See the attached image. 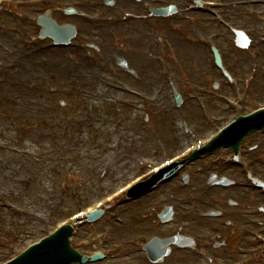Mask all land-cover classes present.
Masks as SVG:
<instances>
[{
    "label": "rangeland",
    "instance_id": "374dc122",
    "mask_svg": "<svg viewBox=\"0 0 264 264\" xmlns=\"http://www.w3.org/2000/svg\"><path fill=\"white\" fill-rule=\"evenodd\" d=\"M68 1L70 2L72 0H68ZM68 1L61 0L59 1L60 5H51V7L52 9H56V10L59 9L57 11H59L60 13V11H62V8H63L61 6H64L65 2H68ZM226 1H231V0H226ZM48 3L54 4L52 2H48ZM117 8L118 7L112 8L110 10V13H117ZM260 11H262V9H260ZM59 13H56V15L54 13L51 16L55 18L56 21L57 19L58 21H62V22L71 21L66 18H61ZM237 17L242 20L245 19L241 15L234 16L233 20L237 24H244L247 22V21L239 22L240 19L236 20ZM190 19L192 21L189 20L187 22H184L183 24L184 25L192 24L193 22H195L196 16L192 15ZM177 22L178 21L171 22L168 20L167 21L161 20L157 22V24L155 25L156 26H158L159 24L165 25L166 26L165 30L167 31V33H169V35L171 34L173 35V37L177 36L178 38H180L181 36L182 38L181 42L183 41L182 43H185L188 37L190 42L186 44L191 47H195V46L198 47V45L194 43L195 42L194 39L197 38L198 34L205 36L206 34L212 32V22H210L211 26L209 29L201 30L200 28L197 27L198 25L193 23V25L195 26L191 27V29H188L185 32H183L179 26L176 30H170L169 26ZM259 24L260 23L258 21H255L254 24H251V25L254 26V25H259ZM33 29H34V26H32L28 31L33 32L32 31ZM108 29L109 27L106 30ZM147 30L151 31L152 27H148ZM260 30H261V35H263L264 28ZM181 32L182 34H179ZM92 35H95V34L92 33ZM12 36H15V34L14 35L9 34L6 37H3V35L2 36L0 35V39L6 46L14 48V44L10 42L11 39H15ZM109 41L111 44H113L114 47L120 43V42H116V40L114 39L113 41L109 39ZM35 42L37 43V45L34 44V46L35 48L37 46V50L39 52L37 53L38 54L37 56H34L35 58L26 60L27 63L22 72L24 75H13L11 78L12 84H9L8 81L5 84H0V101H1L0 103V125L10 127V128H13L16 125L23 126V131L18 133L19 137L23 139V141L21 142L22 145L20 143L15 142L16 135L14 134H16L17 132L14 133L12 130H11V133H7V134H5L4 132H0L1 148L3 147L1 143L4 140L8 142V144L5 145L6 147L5 152L7 155H8L7 153L8 149L10 150L17 149L20 153H22L24 149L31 148V149H34V152H35L34 146L36 145L43 146L49 149L51 145L49 143H51V141H53V144L54 143L62 144L63 142H65V140H58L55 138V134H57L56 132L58 131L57 128L63 126L61 122L62 117L72 115L73 111H76L81 106H83L84 103H82L81 101L80 102L76 101L78 98H82V91H93V89H95L94 85L85 84L84 82L77 80V78L73 75L75 73L74 72L75 68L70 69V72H69V71H66V69L68 68L65 69V67L60 65V64H64L63 63L64 61H67V62L71 61L70 58L74 57L72 51L70 50L69 51H50V52L43 53V51H40L41 49L39 46L40 45L39 42L38 41H35ZM43 42L45 43L46 41H43ZM218 42L220 43V41ZM223 42L224 41H221L220 43L221 47L222 45L224 46ZM26 49H27L26 47H23V50H26ZM227 49L229 50L225 51V53L227 52L229 53L227 54L228 57L230 56L232 57L236 54L234 50H231L230 48H227ZM140 50L141 52L145 51V49H140ZM201 50L202 52H204L203 49ZM250 50L251 49L246 50L248 51L246 52L248 56V58L246 56V61L248 62V65H249L250 55H251ZM262 50L263 48H261L260 51ZM141 57H142V54H141ZM57 58H59V63H56V64L50 63L52 67L51 68L50 65L48 64V61L49 60L55 61ZM204 58H205L204 61H205L206 68L213 70L214 72L213 74L215 75L216 80H219L215 70L210 67V64L207 63V61H209V58L206 57L205 54H204ZM39 61L41 63H38ZM142 61H143V70H145L144 66H147L149 63H153L154 70L156 72V77L159 78L158 68L157 66H155V63L153 62V60H149L146 57H142ZM55 65L59 67L53 68V66ZM230 65H231V70L233 71V73L239 74L241 72L240 69H244L245 63L236 61L235 64L233 65L230 62ZM188 68L190 67L188 66ZM80 69L82 71L83 78H85L86 74L84 75V73L86 70H84L83 68H80ZM31 75L39 76V79L41 78L44 79L43 84L45 83L44 84L45 91H42L40 93H36V92L29 93L28 92L29 90L26 89V86H21V87L17 86L16 83L17 82L19 83L20 78H21L20 81L24 82L26 80H29V77ZM94 76L97 78L102 77L101 73L98 71L97 73H95ZM95 82L99 84L96 80ZM137 86H142V84H137ZM147 87H148V91L151 92L153 90L151 88V85ZM51 89H58L59 91L58 93H51ZM33 101H36L35 103L44 101L43 103L46 104L47 109L44 106L39 107V106L32 104L31 102ZM61 102H64L65 104L64 107L63 105H60ZM217 102L221 103L220 101H217ZM256 102L263 103L264 99H256ZM8 105L10 106V111H11L10 115H8L7 112L5 111V108H8ZM132 106L133 104L123 106V109H119L117 107V108H114V110L112 109V111L108 110L107 116L109 117V122L112 123V120L117 121L118 119H122V118L125 121H129V120L132 121V119L134 120L133 117H131L130 115H127L128 114L127 110L132 108ZM194 107L196 109V106ZM15 111L17 112L19 111V112L13 113ZM33 111H35L36 114H34ZM32 114L34 115L32 116ZM31 117H34L33 121L30 120ZM52 118L54 119L51 120ZM38 120H40L41 123L43 120L54 121L53 123H51L52 126H45L42 128H38V130L39 131L41 130L40 132H42V136H39V137L36 134H34V131L32 128L28 127L29 126L28 124L30 125L37 124ZM125 124L123 121L118 122V125L123 126V128L128 127ZM92 126H93V123H87L86 131L87 132H90V130L93 131L94 127ZM130 128L132 127L129 126V129ZM115 130H116L115 132L120 131V129H115ZM91 134L93 135V132ZM96 135H102V136H96ZM152 135L153 133L151 134V136ZM81 136L83 137L84 141L87 140V136L85 132H82ZM193 136L197 138H201L203 135L200 133H194ZM91 138H92L91 144L85 149V151L76 152L78 147H81L84 150V147L79 146V143H77L75 145L76 149L74 151V154L70 155V158L66 161L64 160L65 155L70 154V153L66 149H62V147L59 150L55 151L57 152L56 154H53V155L50 154L46 158L37 159V161L28 160L24 156L23 158H25L26 160H21L19 156H15L14 154H11V153L8 156L4 157V155H2V151H0V164H1L2 170L4 171L3 172L0 169V177L2 178V180L9 179L8 183H6L5 186L8 188L6 189L10 193V196H11L10 198H12L13 201L20 206L28 207L36 212L42 213L43 217L48 216L49 220L51 221L50 223H52L53 225L59 220L65 218L67 215L80 210L81 208L107 195V193L109 194V192H112L116 188L118 189L119 187H121V185L125 181H128V179H130L134 175L135 159L137 160V158L150 156L144 148L139 147L135 143L134 136H132L131 142H128L127 140L128 138H125L124 136L119 138L117 137V135H112L111 137L108 138L103 134H95L94 136H91ZM96 139L98 140V142H101V144H103L102 147L105 148V150L107 149L108 146L111 150H115V151L118 150V152L121 153L123 157L121 158V160H119V162L125 161V160L130 162L131 170L129 174L118 175V177H115L114 174L111 172L112 169L115 167V162L111 158H107L106 160L105 159L98 160L96 157H94L91 160L90 158L91 150L94 146ZM189 139H191V137H189ZM104 140L106 141V145H104ZM256 140H259V139H256ZM115 141H116V144H118L117 141L119 142L121 141L119 145L120 147L119 149L117 148L115 149V143H114ZM158 141H162L164 143L165 140L161 139ZM15 144L19 146L18 147L13 146ZM33 144H36V145H33ZM176 148H177L176 146L169 148L167 151L169 152L168 154L170 155L174 154V152H171V151H174ZM54 155H58V160H53ZM89 161L91 163L90 167H88ZM12 162L16 163V166H17L16 169L12 167ZM52 163L57 164L56 166V169L58 168L57 171L54 169V167H52L51 165ZM74 163L79 164L80 170L79 168H77V166ZM107 164L110 165L109 168L106 166ZM27 165H31L36 168L35 173H34L35 176L40 175L37 178L39 182L34 183V187L30 189V191H26L25 190L26 187L25 186L23 187L20 184L24 179H31V177L27 178L26 176L27 173L24 172ZM83 165L84 166L87 165V167L84 168ZM213 165H216V163L213 161H210V163H207L205 166H203V168H208ZM258 165L260 166V164ZM38 171L40 174H38ZM207 174H210V173H207ZM201 178H204L205 181L207 180L206 176H202ZM24 190L26 191L25 194H24ZM177 192L182 194L186 191L178 190ZM36 195H41V200H39ZM176 197H177V193L172 192L171 195L168 197L167 204L175 205L176 203H178L175 200ZM220 197L227 198L226 200H229V201H226L228 207H230L231 205L230 200L232 201V203L235 204V206H232L233 208L232 210H234V212L232 213V216L237 215V210L249 209L253 207V205L258 204V203H250L249 205L242 206L236 202V199H234L233 195H227V196L222 195ZM148 201L141 202L140 205H143ZM137 208L138 206H135V204H133L131 207L127 209V211L123 212V217L128 223V227L130 228V231L128 233L122 232L121 234H118L116 233V230L113 231L111 229L112 232L109 233L111 235V238H110V241H107V242L110 243L112 239L116 238L115 242L118 241L119 243H121V242H124L123 240L125 239H131L135 237L137 233L143 234V235L152 234L151 232L152 229L151 230L147 228L141 229L140 225L141 223L144 224L143 221H146V219H152L154 220L153 222L156 224L158 222L157 214L159 212V209L153 211L152 216L140 219L138 216H136V214L135 215L133 214L134 211L137 210ZM121 209L122 208H120L119 210ZM201 209H205V208L202 207ZM118 215H120V213L118 212L116 213V209L109 210V212L107 213V216H105L103 221L100 222L99 224H94L92 226L88 225V227L82 226L81 229H79L77 235H75L76 236L75 239L73 240L74 247L82 254H90V252L93 249H96L95 239L102 238V236L100 235L102 233L101 230L112 228L110 226L111 224L109 223H112V222L115 223V221H111V219L114 220V218L117 217ZM177 218L178 217L176 216L174 221H176L177 224H180L181 227L183 226L185 228V233L187 234L189 233L197 234L201 230H205V229L212 231V232H216L218 230L217 227L216 228L214 227V224L192 222V220L187 219V218L182 219L184 222L181 221L180 223H178L179 219ZM135 219H136V222H135ZM7 221H12L14 225L12 227L7 226L4 228V224ZM32 222L34 221L31 219H27V218L25 219V218H19L16 216H12L10 215V212L8 211L2 212L0 215V251L1 253L3 250L8 251L11 248H17L23 242H28L30 240H34L35 238H37L40 235V233L31 234L30 232V230H33L35 226ZM188 224H190L191 226H189ZM172 226H175V224H173ZM26 229H28L29 231L28 230L26 231ZM235 230L237 229L234 228L233 231ZM42 232L44 231L42 230ZM235 238L238 239L237 242H242L244 240L242 239L244 238V235L241 232V230H238V234L235 235ZM232 247H233V241L231 242L230 240H228L226 243L223 244V246H219L218 251H211L212 249H210V251L213 257L220 258L221 260L226 261V262H234L236 261V259L231 254L233 253ZM125 251L132 252L131 253L133 254L132 257L135 260L134 258L135 246L133 248H127ZM186 254L188 253L176 252L174 255H171V257L174 256V258L172 259V261L170 260V263L171 264H205L203 263V261H201L198 258H195L196 261L188 260V258H186L187 256ZM118 259L119 258H117L116 256H112L111 259H109L104 264H121V262L123 264L124 262H126L123 259H119V260ZM128 261L133 263L132 260H128Z\"/></svg>",
    "mask_w": 264,
    "mask_h": 264
},
{
    "label": "bare ground",
    "instance_id": "6f19581e",
    "mask_svg": "<svg viewBox=\"0 0 264 264\" xmlns=\"http://www.w3.org/2000/svg\"><path fill=\"white\" fill-rule=\"evenodd\" d=\"M196 23H198L200 28H204L206 26H209V24H210L208 18L204 17V16H200ZM110 52H112V51L108 50L107 54H109ZM183 55H186V54H183ZM196 56H200V54H197ZM200 60H201V57H200ZM50 63H53V64L59 63V58H57L55 61L49 60L48 64H50ZM200 63H198L199 64V70L200 71H204V73H207L206 69ZM62 65L64 67H67V64H62ZM75 73H76V76H77L78 79L84 80V78H82L78 72H75ZM148 77H149L150 82L155 80V76L149 75ZM257 87L261 88L262 86L259 83H256V84L253 85V87H252V96H254V97H256L255 91H256ZM259 92H260V96L264 97L263 90H260ZM19 99H21V98H19ZM166 101H167V97H163L161 103L158 105V110H160V111L163 110V106H164V103ZM210 105L212 106V108L215 111H218V110H221V109H225L224 106H222L221 104H217V103H215L212 100H211V104ZM8 108H10V107H8ZM189 108H190L192 123H193V126L195 127V129L198 130V131H202L201 128L208 127L209 124H207V122L203 121L202 119L199 118V116H197L198 114H196V111L193 109V107L191 105H189ZM131 115L135 117L136 114H135V112L134 113L132 112ZM173 115H174L173 113L169 114V116L171 118H173ZM105 127L106 126L103 125V129H105L106 133H108L111 130V128L108 129V127H106V128ZM133 129H131L129 131L124 130V132H123L124 137L128 138L127 139L128 142H131L132 136H134V139H135V131H132ZM175 130H176L175 125L172 128H166L165 123L162 120H160L159 123H158V127H157V134L159 135V137H163L167 141H172L174 138H172L171 135L175 132ZM96 136H102V135H96ZM153 151L156 152L154 149H153ZM94 157H96L98 160L99 159H103V158H105V160H106V158H113V160L115 162V167L112 169L111 172L114 174L115 177H118V175L129 174V172L131 170L130 169L131 168V164H130L129 161L125 160V161H120L119 162V160H121V158H123L121 153H119L117 151H114V150H111L109 148V146L105 150V148L102 147L101 142H98L97 139H96V141L94 143V146H93V148L91 150V155H90L91 160ZM200 187L201 186L198 185L197 189L199 191L201 190ZM235 193L239 194L240 195L239 197L241 199L242 198L245 199V197H246L245 194L243 192H241L240 190H235ZM150 207H152V206L150 205ZM146 210H148V206L139 208L137 213H138V215H144L146 213L144 211H146ZM133 214L135 215V211H134ZM240 220H242V219H240ZM129 231H130V228L126 227L125 230H124V233H128Z\"/></svg>",
    "mask_w": 264,
    "mask_h": 264
}]
</instances>
